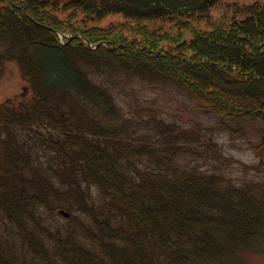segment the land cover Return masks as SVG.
I'll return each mask as SVG.
<instances>
[{
	"label": "trees",
	"instance_id": "trees-1",
	"mask_svg": "<svg viewBox=\"0 0 264 264\" xmlns=\"http://www.w3.org/2000/svg\"><path fill=\"white\" fill-rule=\"evenodd\" d=\"M10 61L29 94L0 104V264L262 248L264 177L211 134L264 157V0H0V79Z\"/></svg>",
	"mask_w": 264,
	"mask_h": 264
},
{
	"label": "rangeland",
	"instance_id": "rangeland-1",
	"mask_svg": "<svg viewBox=\"0 0 264 264\" xmlns=\"http://www.w3.org/2000/svg\"><path fill=\"white\" fill-rule=\"evenodd\" d=\"M26 82L23 80L21 76V71L19 65L15 61L7 62L5 65L4 74L0 79V104L9 98L19 97L21 95L29 94V89L26 86ZM154 93L152 91H147V97L152 98ZM161 101V97L157 98ZM155 98L152 100V102ZM170 100L173 104L169 110L162 109V114L166 115L169 118H177L181 115V111H177V108H188L192 103L189 98L185 96H181L177 94V92H173L170 96ZM194 117L200 118L206 122H209L208 117L199 116V112H191ZM180 117H185L184 115ZM186 124L187 127L192 125L191 120H178ZM212 138L216 140L220 147H222L223 152L225 154L231 156L233 160L240 161L247 164L248 173H245L242 169L244 168L242 165L238 164L240 168L235 176L238 178L241 177H251L256 175L257 178L264 177V166H261V162L264 161V157L259 156L255 150L245 143L244 139H237L236 142H233L227 133L214 131L211 134ZM264 181V178L262 179ZM261 249L256 251H248L240 254L237 263L224 262L223 264H264V244L261 246Z\"/></svg>",
	"mask_w": 264,
	"mask_h": 264
}]
</instances>
